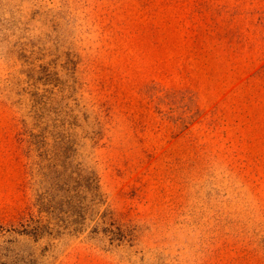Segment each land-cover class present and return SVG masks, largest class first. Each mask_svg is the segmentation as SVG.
Instances as JSON below:
<instances>
[{"label": "rangeland", "instance_id": "374dc122", "mask_svg": "<svg viewBox=\"0 0 264 264\" xmlns=\"http://www.w3.org/2000/svg\"><path fill=\"white\" fill-rule=\"evenodd\" d=\"M0 264H264V0H0Z\"/></svg>", "mask_w": 264, "mask_h": 264}]
</instances>
